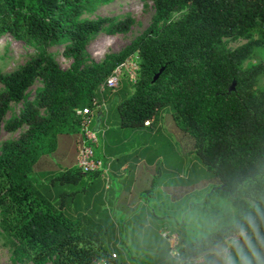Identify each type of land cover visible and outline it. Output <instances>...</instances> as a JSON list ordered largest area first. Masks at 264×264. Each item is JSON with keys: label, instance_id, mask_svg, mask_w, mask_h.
<instances>
[{"label": "trees", "instance_id": "16d2710c", "mask_svg": "<svg viewBox=\"0 0 264 264\" xmlns=\"http://www.w3.org/2000/svg\"><path fill=\"white\" fill-rule=\"evenodd\" d=\"M111 1L0 0V38L8 35L36 52L15 70H0V132L22 129L0 145V229L15 259L92 264L101 249L118 256L113 264H195L198 257L201 264H264V87L256 88L264 63L243 67L264 41V0H144L154 8L148 27L120 51L92 61L86 50L91 39L100 32L125 33L134 22L130 15L85 16ZM176 12L181 15L173 18ZM254 31L259 38L250 39ZM239 38L248 41L227 46L225 39ZM55 45L70 59L65 69L48 50ZM134 54L132 92L116 104L120 126H147L169 108L192 136L195 153L215 183L198 204L201 211L211 209L213 230L181 246L178 241L176 257L169 255L166 240L145 256L143 247L134 256L131 248L128 253L127 246L111 242L115 231L80 204L82 191L76 187L90 172L72 166L51 176L52 184L71 188L54 198L39 190L32 175L38 160L55 150L59 134L79 132L77 110L100 98V83ZM36 81L40 85L29 99ZM13 102L22 108L5 120ZM218 198L232 211L209 208ZM150 232H143L145 242L154 240ZM232 233L241 235L225 262L215 252Z\"/></svg>", "mask_w": 264, "mask_h": 264}, {"label": "rangeland", "instance_id": "374dc122", "mask_svg": "<svg viewBox=\"0 0 264 264\" xmlns=\"http://www.w3.org/2000/svg\"><path fill=\"white\" fill-rule=\"evenodd\" d=\"M153 12V5L148 1L113 0L109 3L98 4L91 12L86 13L85 16L89 18L98 16L123 18L130 15L134 19L129 31L125 33L109 35L100 32L91 39L86 45L90 60L101 61L106 54L116 53L124 48L135 36L148 27ZM180 15L181 13L176 12L173 14V18H178ZM256 38H259L258 31H254L250 37V39ZM225 40L227 46L231 48L248 41L245 38ZM62 48V46L55 45L50 46L48 50L54 52L59 65L65 69L69 66L70 59L63 57L61 54ZM35 53L33 48L23 42L16 41L8 35L4 36L0 38V70L2 73L11 72L35 55ZM259 62L264 63V41L262 44L254 46L250 56L243 62V67ZM120 77L119 85L114 90L106 89L101 93V98L108 96V98L103 100L104 102L106 101L105 105L109 118L103 125L106 135H99L98 141L117 160H122L126 157L129 161H133L132 159H136L137 155L145 159L140 166V170L144 169L143 174L140 173L137 178L132 180V187H134L135 191L142 190L146 199L150 202V207L154 209L157 215L163 217L157 221L151 218L150 226H157L160 231H162L161 229H172L178 236L173 237L174 239L172 238L171 240H174V243L171 246L169 245V255L176 257L178 255V241H180L181 246L197 238H204L207 232L213 230L211 209L201 211L198 208V204L202 203L208 192L213 189L215 184L212 180L213 174L198 159L192 136L179 127L173 119L169 108H162L147 126H120L116 104L127 97L133 88L130 85L133 81L129 80V83L123 80L126 76L122 75ZM39 85L40 83L36 81L29 88V99L33 98L34 89ZM263 87L264 73L259 76L256 88ZM1 88L2 85L0 84ZM21 108V102L11 103V109L7 112L5 120L12 115L18 114ZM21 131L22 129L6 132L2 129L0 132V145L6 139L17 138ZM77 138L76 133L59 134L55 150L43 155L34 165L32 175L35 184L48 197L56 196L58 192L71 190L68 185L52 184L50 178L72 166L71 161L76 150L74 141ZM99 150L100 148L96 152L99 153ZM87 175L88 173L82 177V181L76 189H81L85 186L84 179L87 178ZM208 206L209 208L221 207L232 211V207L225 198L211 199L208 202ZM139 228L140 226H137L135 230L127 232L129 234L132 233V235L136 234V232L140 233ZM239 235L241 234L232 233L226 236L224 247L215 252L225 262L228 261L231 244L238 239ZM162 241L163 239L159 238L157 242L160 243ZM123 242L125 245V241ZM148 247L142 248V250L146 251L142 252V256L154 252V250L150 249V245ZM148 250L149 252H147ZM159 252L164 253V251ZM112 253V250L103 251L100 249L97 251L92 264H113V260L118 259V256L113 258ZM199 259L201 258L199 257ZM193 263H195L194 260ZM0 264H34L31 260L15 259L13 246L1 229ZM46 264H53V261L48 260Z\"/></svg>", "mask_w": 264, "mask_h": 264}, {"label": "crops", "instance_id": "0c3cea01", "mask_svg": "<svg viewBox=\"0 0 264 264\" xmlns=\"http://www.w3.org/2000/svg\"><path fill=\"white\" fill-rule=\"evenodd\" d=\"M105 98H108V96H105ZM105 98L103 96V99ZM108 118L109 113L107 109L98 111L95 114L92 126L97 131L98 138L99 135H106L103 125L107 122ZM76 134L78 136V133ZM74 144L76 146V140ZM99 148V153H97L96 151ZM94 156L102 161V169L90 172L87 178L84 179L85 186L81 188L82 193L80 197L82 201L80 204L82 208H87V212L91 211L95 217L100 216L99 221L105 224V228L108 226L109 229L115 231V236L111 242L124 245L123 241H125L128 253L130 252V247L134 256L138 254L141 249L140 247H145L147 244L150 245V249L155 251L152 247L156 246L157 241H159L158 239L155 240V236L167 240L170 246L173 245L174 240L171 239L177 235L172 229H161L162 231H160L159 227L150 226L151 218L157 221L163 217L157 215L154 209L150 207V202H148L149 200L146 199L142 190L135 191L134 187H132V180L137 178L140 173L143 174L144 169L140 170V166L145 159L137 155L136 159H132L133 161H129L126 157L122 160H117L107 151V148L99 144V141L94 147ZM71 163L73 167H76V150ZM54 197L53 195L52 198ZM137 226H140V233L136 232V234L132 235V233L129 234L127 232L135 230ZM147 230L151 231L150 233H152L154 240L145 242L143 232ZM125 258L127 259V257ZM200 258H196L194 262L201 264L203 259L202 257Z\"/></svg>", "mask_w": 264, "mask_h": 264}, {"label": "built area", "instance_id": "2783aa9c", "mask_svg": "<svg viewBox=\"0 0 264 264\" xmlns=\"http://www.w3.org/2000/svg\"><path fill=\"white\" fill-rule=\"evenodd\" d=\"M137 62L138 56L134 54L116 66L98 86L99 93L101 94L106 89L114 90L119 85L121 80L120 76L122 75L126 76L128 80L134 81L138 68ZM105 109V102L103 98L100 97L94 98L89 107L77 110V114L80 117V124L78 138L76 140V168L82 173L94 172L102 169V161L94 156V147L97 145L98 135L97 131L92 126V121L98 111ZM145 125H148V121L145 122ZM112 256L115 258L116 254L112 253ZM118 264H131V262L125 260Z\"/></svg>", "mask_w": 264, "mask_h": 264}, {"label": "water", "instance_id": "95a60500", "mask_svg": "<svg viewBox=\"0 0 264 264\" xmlns=\"http://www.w3.org/2000/svg\"><path fill=\"white\" fill-rule=\"evenodd\" d=\"M162 70H163V68H160L159 71L153 76V79H152L153 81L156 80V79L158 78V76H159V74L161 73ZM233 84H234V83H232V84L230 85L229 90L233 89Z\"/></svg>", "mask_w": 264, "mask_h": 264}, {"label": "clouds", "instance_id": "9594fccd", "mask_svg": "<svg viewBox=\"0 0 264 264\" xmlns=\"http://www.w3.org/2000/svg\"><path fill=\"white\" fill-rule=\"evenodd\" d=\"M228 264H232V261H231V260H229V261H228Z\"/></svg>", "mask_w": 264, "mask_h": 264}]
</instances>
